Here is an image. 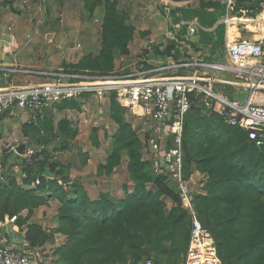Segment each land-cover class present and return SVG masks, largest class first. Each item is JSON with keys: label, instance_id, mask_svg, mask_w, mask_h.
Returning <instances> with one entry per match:
<instances>
[{"label": "trees", "instance_id": "obj_1", "mask_svg": "<svg viewBox=\"0 0 264 264\" xmlns=\"http://www.w3.org/2000/svg\"><path fill=\"white\" fill-rule=\"evenodd\" d=\"M100 2L84 0V8L93 14ZM260 3L264 0L247 2L245 7L253 14ZM100 28L99 51L64 67L103 74L115 70L114 54L129 53L135 27L118 9L117 0H106ZM185 31L182 25L177 34ZM229 34L237 35L236 25H230ZM172 48V41L162 50L154 46L162 56L171 54ZM173 56L178 59L180 51L176 49ZM86 98L82 95L76 98L78 101L63 100L52 107H78ZM107 100V111L117 128L111 155L103 168L110 173L119 165L123 150L133 190L119 201L105 194L90 200L80 188L75 189L74 198L68 197L56 176L46 179L43 174L49 167L53 171L58 165L64 169V165L51 161L41 151L33 153L26 165L37 171L24 179L27 185L37 181L35 188L24 189L13 176L0 185V221L16 217L14 223L21 227L26 219L19 213L41 203L36 191L46 192L61 204L59 231L67 240L57 249L59 264H141L148 260L161 264L166 253L180 249L186 253L190 215L181 207L174 185L164 174L154 173L151 163L142 159V141L124 116L127 110L115 101L113 93ZM58 129L69 138L76 135L67 119L59 121ZM182 143L185 175L198 171L206 176L204 192L194 194L193 202L198 218L213 237L221 263L264 264V144L257 146L244 128L226 124L219 113L206 111L199 100L185 116ZM147 185L152 187L148 189ZM167 200L171 205L167 206ZM25 228L30 247H39L48 240L41 224L29 223Z\"/></svg>", "mask_w": 264, "mask_h": 264}, {"label": "built area", "instance_id": "obj_2", "mask_svg": "<svg viewBox=\"0 0 264 264\" xmlns=\"http://www.w3.org/2000/svg\"><path fill=\"white\" fill-rule=\"evenodd\" d=\"M165 9L171 0H160ZM232 9L234 0H221ZM244 12V10H242ZM264 23V7L253 18ZM186 31L167 33L169 41L180 51L142 60L135 70L107 74L76 71L66 67L45 70H16L31 73L38 81L10 84L0 88V114L18 115L27 112L29 121L63 100L82 95L115 101L139 121L145 160L156 174H164L175 187L181 207L190 215V233L184 264H222L216 253L213 237L197 216L193 196L202 185V174L185 175L183 161V130L185 116L199 100L206 111L219 113L226 124L240 126L257 146L264 144V37L259 39L226 38L222 59L196 55L190 35L199 25L182 23ZM161 50L163 47L160 48ZM224 50L227 61H224ZM219 73H226L224 78ZM217 88V89H216ZM246 93L245 100H240ZM14 150V147H12ZM28 156H31L29 151ZM10 172L5 152L0 149V185L7 183ZM201 179H200V178ZM13 219L0 221V264H45L36 248L29 246L24 231L10 227ZM141 264H156L145 261Z\"/></svg>", "mask_w": 264, "mask_h": 264}, {"label": "rangeland", "instance_id": "obj_3", "mask_svg": "<svg viewBox=\"0 0 264 264\" xmlns=\"http://www.w3.org/2000/svg\"><path fill=\"white\" fill-rule=\"evenodd\" d=\"M154 1L149 0L151 3ZM124 5V0H117L118 9L130 22L131 14L125 11ZM105 9L106 0H101L93 14L84 8V0H0V63L15 64L7 68L16 70L36 71L64 67L76 63L88 53L96 54L102 44L100 24ZM146 11L148 12L147 9ZM256 24L261 26L260 23ZM237 27L241 37L252 38L250 30H243L241 24ZM139 38L145 41L143 47L139 45ZM149 39L148 36H135L127 55L116 52L115 69L119 72L126 69L132 71L142 60L158 58L160 53L154 49L157 40L154 39L150 44ZM20 77L17 75L14 78L17 81ZM27 77L35 79L31 74ZM38 80L37 78L35 81ZM246 95L243 93L240 100H245ZM263 98L264 95L259 93L256 96V100ZM107 101V98L87 97L78 107H51L38 114L33 121L21 120L19 127L17 126L19 143L13 142L14 150H5V158L10 168L9 179L15 177L24 189L35 188L37 181L29 185L24 182L29 174L32 176L37 173L35 168L27 169L30 157L28 153L31 151L32 155L43 151L51 157V161H59L65 166L64 169L61 165L55 166L53 171L49 167L43 174L46 179L56 176L58 184L63 187L68 197L74 198L75 189L80 188L90 200H98L101 194L118 201L124 199L133 190V183L126 169V153L121 150L120 164L110 173L103 168L111 155V143L117 128L107 111ZM20 112L24 114L25 111ZM124 116L137 129L142 141V133L138 129L139 121L128 111ZM63 119H67L76 130L74 138H69L58 129V123ZM22 144L25 148L19 153L17 147ZM141 153L145 160L143 145ZM201 178L202 185L198 186L194 194L204 192L206 176L202 175ZM151 187L147 185L148 189ZM36 194L39 195L41 203L24 208L19 213L20 217L26 219L25 224L19 227L13 220L14 224L11 222L10 227L15 226L24 231L26 224H41L48 240L36 247L37 252L45 264H59L61 255L57 249L67 240L66 235L59 231L61 204L46 192L36 191ZM169 205L171 202L167 200V206ZM149 254L154 256V252ZM184 261L185 249H180L178 252L166 253L161 264H184Z\"/></svg>", "mask_w": 264, "mask_h": 264}, {"label": "crops", "instance_id": "obj_4", "mask_svg": "<svg viewBox=\"0 0 264 264\" xmlns=\"http://www.w3.org/2000/svg\"><path fill=\"white\" fill-rule=\"evenodd\" d=\"M247 2H253V0H234V6L230 9L227 8L225 2L223 5L221 0H180L171 1L168 8L165 9L160 0H155L153 3L149 2V0H124L125 5L123 8L131 14L130 23L136 30L134 37L148 36L150 37V44L156 39L157 41L155 44L159 45L160 48L170 42L166 37L167 33H174L178 28H181L182 23H197L199 28L196 33L189 36L190 45L196 55L201 54L202 56H210V58L213 59L223 52V45L227 37L230 41L243 38L238 30V24L243 26V30H250L253 39L264 37V23L253 19L264 7V3H260L258 11L250 14L252 13L250 12L251 10L245 7ZM242 10H244V12H242ZM233 18L252 21H250V23L239 22L236 24L237 35L232 36L229 34L228 26L234 25L235 22L232 21ZM256 23H260L261 26ZM160 37H162L161 40L158 39ZM144 42L142 38H139V45L143 47ZM220 57L222 59V56ZM224 61H227L225 50ZM10 65L14 66L15 64L0 63V88L10 84L19 85L37 80L36 76L31 73H18L8 70L7 66ZM30 74L33 77L35 76V79H29L27 76ZM17 75L21 77L16 81L14 77ZM219 75L224 76V78L229 77L226 73H219ZM24 119H28L26 113H19L16 115L6 112L0 114L1 150L5 152L6 148H8L9 151H11V148L15 146L13 142L19 143V128H17V126L19 127L21 120ZM5 161L7 163V168H9L6 158Z\"/></svg>", "mask_w": 264, "mask_h": 264}, {"label": "bare ground", "instance_id": "obj_5", "mask_svg": "<svg viewBox=\"0 0 264 264\" xmlns=\"http://www.w3.org/2000/svg\"><path fill=\"white\" fill-rule=\"evenodd\" d=\"M232 21H234L235 23H234V25H236V24H238L239 22L241 23H250V21H252V20H247V19H236V18H233L232 19ZM228 27H230V25L228 26Z\"/></svg>", "mask_w": 264, "mask_h": 264}, {"label": "water", "instance_id": "obj_6", "mask_svg": "<svg viewBox=\"0 0 264 264\" xmlns=\"http://www.w3.org/2000/svg\"><path fill=\"white\" fill-rule=\"evenodd\" d=\"M171 1H180V0H171ZM216 89H217V88H216ZM24 148H25L24 144L19 145V146L17 147V151L20 153L22 150H24Z\"/></svg>", "mask_w": 264, "mask_h": 264}]
</instances>
